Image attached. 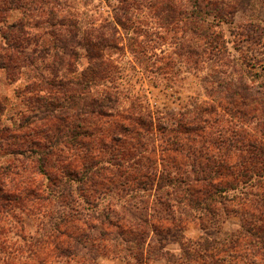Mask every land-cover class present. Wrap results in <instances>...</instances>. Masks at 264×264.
Listing matches in <instances>:
<instances>
[{
    "label": "rangeland",
    "instance_id": "1",
    "mask_svg": "<svg viewBox=\"0 0 264 264\" xmlns=\"http://www.w3.org/2000/svg\"><path fill=\"white\" fill-rule=\"evenodd\" d=\"M211 1L219 3L218 8L222 10L221 19L213 21L214 13L207 18L208 21L217 24L212 30H217L225 41V50L220 52L211 51L208 46H203L204 41L200 37L194 40L195 36L185 21L175 25L161 23L151 10L135 6L136 4L128 13L126 12L125 18L128 19L125 20L121 10L116 9L118 4L115 0H66L62 6L78 15L82 29L83 26L86 29L100 26L104 33L112 35L111 39L115 40V44H119L105 53V58L111 65L107 70L110 79L98 81L89 92L83 93L81 98L75 97L68 103L61 100L58 103L57 100L50 98L40 101L39 97H47V94L27 86L36 73L29 67H25L17 79L12 81L0 68V127L17 129L22 125L16 142L23 149L22 155L11 156L10 149H4L5 146H2L0 164L11 162L15 167H26L24 168L26 176H30L29 169L33 171L35 166L30 150L32 140L35 138L31 134L32 130L40 132L43 141L44 137L52 138L53 130L59 128L58 135L61 140L65 135L73 132L74 124L79 121L77 113L80 110L88 111L90 100L101 99L104 92L117 95L119 98L115 105L117 110L132 109L134 113L141 112L153 116L154 124L148 131H145L148 126H145L140 133L116 132L121 136L119 141L112 142L114 145L112 153L109 148H104L107 144L98 143L92 151V161L99 165H111L122 161L123 158L130 163L137 161L138 158L141 160L134 162L136 165L159 172L160 175L171 174L173 178L187 177L189 180L185 184L173 181L170 185L156 184L157 181L153 184L147 182L142 188L134 185L120 186L104 181L102 185L94 183L93 191L89 184L82 183L84 190L82 196L98 204V210H110L114 218L122 217L126 222L139 218L147 222L146 242L149 244L143 245V252L145 257L150 259H158L161 255L149 254L156 245L154 240L156 236L151 234L152 229L159 231V226L162 224L158 222L161 221H164L162 226H169V221L165 218L168 219L172 215L183 216L184 211L181 208L186 207L190 217H187L181 230L174 232V239L167 237L166 240H161V243H165L164 256L158 264H183L186 260H188L187 264L188 262L189 264H264V250L259 247L260 242L264 243V232L257 229L263 227L264 223L262 224L260 209L255 202L264 192L261 187L264 182V165L260 160L263 157L253 154L248 145L256 140L264 141V136L254 129L258 122L254 116L248 115L249 108L240 106L242 113L237 116H241V119L240 117L233 119L227 115V119L230 118L235 125L230 123L224 125L227 129L221 135L225 136L223 138L226 140L225 143H221V147L213 146V144L218 145L222 139L217 138L218 132L212 131L208 134L209 137L189 133L181 124L175 133L178 144L177 149H174L175 146L170 143L175 138V134L160 128L163 123L169 125L179 120L185 122L195 114L208 115L207 111L199 112L207 108L204 103L210 99L223 103L226 96L230 97L227 95L232 87L228 84L230 81L238 83V79L242 77L252 80L255 85H264V0ZM208 8L212 11V8ZM21 18L20 10L7 11L6 21L0 23V29L6 24L20 21ZM117 18H122L121 23L116 20ZM31 33L40 35L37 36L39 37L37 41L42 42V47L48 46L52 49L49 37L42 36L44 35L42 29L40 31L31 29ZM194 42H196L194 47H206L199 50L201 56H191L187 53V49ZM31 46L33 47L34 44L31 43ZM52 56L53 50L50 59L44 60L50 62L53 60ZM35 63L37 72L48 74V69L43 68L47 64L43 65L39 61H35L34 65ZM87 66L83 52L78 49V58L71 60L69 67L63 66L61 70L68 76L78 77ZM231 97L238 100L236 96ZM235 103L239 108L238 103ZM22 115L32 118L30 126L23 125ZM46 115H48L47 122L39 120ZM115 118L119 123L123 122L122 118ZM110 122L109 119L108 124L102 122L97 126L93 124L99 130H95L94 134L100 136L101 131L110 130L111 127H107ZM43 124L48 128H44ZM234 134L236 136H232ZM30 137L32 138L29 139ZM227 140L232 141V147L227 145ZM58 148L64 150L56 153L53 159L71 158L72 153L67 154L63 144ZM136 148L137 151H134ZM207 157L212 161L221 158L228 166L235 163L228 171L221 167L214 168L218 174L209 190L218 191V188L222 187L227 189L220 198L216 196L215 202H209V213L196 211L195 208L192 209V206H187L186 202L181 201V196L184 194L181 189L186 185L190 184L193 188L201 187L200 182L191 181V178L200 176L201 173L194 172L201 171L205 164L208 165ZM210 166H213L212 162ZM249 166L251 170L248 169ZM242 171H247L249 174L244 177ZM50 174L52 178L58 177L62 183L66 178L61 175L63 174L61 170L50 169ZM218 183L220 185H217ZM72 184L81 185L78 182ZM94 190L95 197L88 196L89 193H94ZM170 192L172 194H168ZM194 198H199V195L195 194ZM177 199L182 203L177 202ZM247 199H251L248 206H246ZM71 207V203L66 206V208ZM19 216L23 233L26 236L35 234L39 228L37 215L28 212L20 213ZM160 218L163 219L159 220ZM4 227L6 229V225ZM9 227L14 228L8 234L13 238L11 239L13 244L9 240L8 242L11 243L0 248V255L14 257L16 256L15 241H19L21 245L24 241L12 234L15 230L18 231L15 229L20 227L18 223ZM97 227L99 228V225ZM127 235L125 237L130 240L131 237ZM103 246H105L104 250L100 247L98 253L93 251V255L97 253L93 264H135L134 243H123L120 238L110 236L105 238ZM182 248L186 250V255L183 257ZM150 259L146 264H156Z\"/></svg>",
    "mask_w": 264,
    "mask_h": 264
},
{
    "label": "trees",
    "instance_id": "2",
    "mask_svg": "<svg viewBox=\"0 0 264 264\" xmlns=\"http://www.w3.org/2000/svg\"><path fill=\"white\" fill-rule=\"evenodd\" d=\"M65 1L0 0V23L6 21L7 11L18 9L22 12L20 21L6 24L4 28L0 29V68L4 70L6 77L10 81L16 80L25 67L34 70L36 73L33 74L31 82L27 86L47 94V97L40 96V101L50 98L57 100L58 103L60 100L68 103L75 97L81 98V95L89 92L98 81L110 79V74L107 73V70L111 65L106 60L105 53L119 45L115 44V40L111 39L112 35L104 33L103 28L100 26L87 29L83 26L84 29H82L78 15L62 6ZM115 1L118 4L116 9L121 10L122 17L125 20L128 19L125 17L129 10L136 4L135 6L151 10L154 17L161 23H172L175 25L178 22L185 21L189 30L195 36L194 40L200 37L204 41L203 46H208L211 51L220 52L225 50L223 37L217 30H212L213 26L217 27V24L207 20L211 13H214L213 21L222 18L220 16L222 10L218 8L219 3L217 2L211 0ZM208 7L212 8V11ZM121 19L117 18L116 20L121 23ZM31 29H39V31L42 29V34H44L42 36L49 37L52 49L48 46L42 47V42L37 41V38H39L37 36L40 35L31 33ZM196 42L187 49V53L191 56H201L199 50L206 48L202 46L194 47ZM31 43L34 44L33 47ZM78 49L83 52L88 66L78 77L68 76L61 68L63 66L69 67L71 60L78 58ZM52 50L53 60L46 62L44 59H50ZM35 61H39L43 65L47 64L43 68L48 69V74L37 72L36 63L34 65ZM238 80V83L228 82V84L232 85L227 94L230 97L226 96V100L223 103L212 99L204 103L207 108L205 110L201 109L199 112L207 111L208 113L206 114L208 115L195 114L192 118L186 119L187 121L185 122L179 120L175 124L167 125L163 123L160 128L175 134L182 124L189 133L206 136L211 134L212 131H216L218 132L217 138L222 139L218 145L213 144V146L221 147V143H225L224 141L226 140L223 138L225 136L221 135L227 129L224 125L226 123L227 125L228 123L234 124L230 118L240 117L239 119H241V116H237L242 113L241 106L242 108H249L248 115L254 116V119L258 122L255 124L254 129L264 136V85H255L252 80L242 77ZM231 96H236L238 100ZM118 99L116 94L105 92L101 99L92 98L88 104L89 110L86 112L80 110L77 113L79 121L74 124L73 132L65 135L61 140L58 135L59 128L53 130L52 138L47 136L43 138V141L40 132L32 130L31 134L35 138L32 140L33 150H30L34 157L35 166L33 171L29 169L30 176L24 174V168L26 167H15L11 162L0 164V248L11 243L8 241L13 238L8 236V234L14 228L9 226L15 223H18L20 227H16L15 229L18 231L15 230L12 234L24 241L23 246L19 241H15L16 256L0 255V264H72V262L73 264H93L96 260L97 250L100 247L102 250L105 249L103 241L105 238H110V236L120 238L123 243L130 242L135 244V264L137 262L146 264V261L150 259L145 257L143 252V245L149 244V242H146V237L148 236L145 230L147 222L139 218H134V221L131 222L124 221L122 217L114 218L110 210L100 211L97 208L98 204L96 205L89 198L82 196L84 193L82 183L89 184L90 189L93 191L94 183L102 185L104 181L120 186L134 185L137 188H142V185L147 184V182L153 184L154 181H157L156 184L165 183L170 185L173 181L185 184L189 180L187 177L181 178L177 176L178 179L173 178L171 174L160 175L159 172L151 171L142 165H136L134 162H140L141 160L138 158L133 163L123 158L122 161L111 165H99V163L92 161L91 154L94 146L98 143L100 145L107 144V146L104 145V148H109L108 150L111 153L113 152L112 146L114 145L112 142L119 141L121 136L120 134L117 135L116 132L140 133L145 126H148L145 130L148 131L149 127L151 128L152 124H154L151 114L148 115L141 112L137 114L132 109L117 110L115 105L118 103ZM235 102L238 103L239 108ZM259 109H261L260 112ZM47 114L49 115V113ZM212 114L213 116H211ZM48 115L41 117L39 120L47 122L46 117ZM227 115L230 117L229 119H227ZM115 117L122 118L121 120L124 123L121 121L119 123ZM109 119L111 122L107 127L110 126L111 129L101 131L100 136L95 135L94 131L97 128L94 126L99 125L100 122L108 124ZM22 120L25 127L30 126L32 123L30 116H24ZM20 127L22 125L18 126L17 129L0 127V151L5 146L4 149H10L9 155L11 156L23 154V149L16 142ZM43 127L48 128L46 124H43ZM214 128L217 130H214ZM105 135L107 136L104 137ZM232 136H236V134ZM174 137L170 144L175 146L174 149H177L176 134ZM227 142L228 146H233L231 140H227ZM62 144L67 149V154L72 153L71 158L62 160L55 157L53 159L56 153L64 150L63 148H58ZM248 145L253 154L263 157L260 160L264 165V141L256 140ZM134 151H137V148ZM211 162L213 166H210ZM207 163L208 165L205 164L201 171L196 170L194 172L195 174L201 173L200 176L191 178V181L200 182L201 187L193 188L190 184L186 185L181 189L184 193L181 196V201L186 202L187 206H192V209L195 208L196 211L200 210L209 213V202H215L216 196L220 198L221 194L227 189L222 186H220L222 188H218V191L213 189L216 194L212 192L213 190H209V187L213 186L212 182L216 178V174H218L214 168L221 167L228 171L229 168L234 167L235 163L228 166L225 160L221 158L212 161L208 157ZM192 165H194V162ZM50 169L62 171L63 174L61 175L66 177L63 179V183L62 180H58V177L52 178ZM248 169L251 170L252 168L249 166ZM247 174L249 172L242 171V176L245 177ZM97 179L100 181L98 182ZM45 180L47 181L46 183ZM73 182H78L81 185H73ZM217 185H220V183ZM261 187L264 189V182ZM195 194H198L201 199H195ZM95 195V190L94 193L88 194L90 197H95ZM176 201L181 202L179 199ZM250 202L251 199H247L246 206ZM255 202L260 209L259 214L263 224L264 192ZM70 203L72 207L66 208ZM181 209L184 211L183 216L172 215L168 219L165 218V220L169 221V226H162L164 221H161L158 222L162 224L159 226V231L152 229L151 234L156 236L154 237L156 245H153L154 247L149 254L160 253L161 255L158 259H150L151 262L158 264L159 260L164 256L165 243H161V240H166L167 237L174 239V232L181 230V227L188 219L187 217H190L186 207ZM251 209L258 210V208ZM28 212L37 215L39 228L35 231V234L26 236L21 230L22 225L19 214ZM162 219L160 218L159 220ZM4 225H6V229ZM97 225H99L100 229ZM129 229L130 231H128ZM257 229L264 232V226H260ZM3 231L8 233H2ZM90 232L93 234L90 235ZM126 234L131 237L130 240L125 237ZM19 246L24 247V249ZM259 247L264 250V243L260 242ZM93 251L97 252L96 255L92 254ZM182 251L183 257L186 255V250L182 248ZM187 261L183 264H187Z\"/></svg>",
    "mask_w": 264,
    "mask_h": 264
}]
</instances>
